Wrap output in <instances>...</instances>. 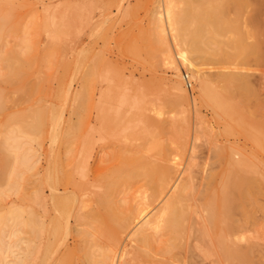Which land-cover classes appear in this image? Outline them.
I'll return each instance as SVG.
<instances>
[{
	"label": "rangeland",
	"instance_id": "obj_1",
	"mask_svg": "<svg viewBox=\"0 0 264 264\" xmlns=\"http://www.w3.org/2000/svg\"><path fill=\"white\" fill-rule=\"evenodd\" d=\"M164 5L177 16H213L220 24L264 33V0H0V159L7 147L11 162L27 159L30 176L19 191L10 189L7 179L0 181V264H215V253L205 255L194 247L205 248L208 238L196 230L201 212L190 222L193 246L181 250L179 261L169 262L170 256L161 253L167 238L162 231L142 227L147 242L141 232L135 234L134 223L127 227L146 186L118 175L122 158H160L162 148L168 150L169 142L174 148L186 135L191 148L179 155L178 173L183 178L192 167L197 203L205 199L210 181L209 187L220 185L219 174L229 168V157L217 151L232 149L252 166L260 191L256 200L264 205V51L243 62L207 54L191 66L179 56L171 35L161 39L157 19ZM233 30L225 29L221 39H230ZM168 45L173 60L162 61L161 48ZM198 69L209 78L217 101L201 96ZM222 70L246 72L254 94L227 97L213 79ZM178 79L195 105L173 100L171 87ZM121 98L127 99L125 105ZM39 108L46 112L45 123L39 129L19 128L13 118L26 111V120L33 122L31 112ZM143 109L171 125L166 130L151 125L146 134ZM82 158H88L84 169ZM55 166H61L60 177L51 184L48 176ZM251 222L245 224L251 235L256 232L255 260L264 264V211L254 209Z\"/></svg>",
	"mask_w": 264,
	"mask_h": 264
},
{
	"label": "bare ground",
	"instance_id": "obj_2",
	"mask_svg": "<svg viewBox=\"0 0 264 264\" xmlns=\"http://www.w3.org/2000/svg\"><path fill=\"white\" fill-rule=\"evenodd\" d=\"M163 11H164L163 15L159 16L157 19V26L159 27L157 29L160 32L161 39L165 41L171 35L173 41L178 47L177 50L179 51L177 52L179 53V56L183 60L189 62L191 66L196 65L195 63L197 58H202V57L204 58L207 56V54L218 55V56L220 55L223 58L226 57L238 62H243L244 60H248L252 56H258V57L261 56L262 49L264 51L263 31H255L250 28L243 30L240 26L233 27V25H229L226 23L220 24L221 19L213 16L210 17L209 16H204V17L177 16L173 14L171 6L164 5ZM231 27L234 28L233 30L234 32L232 31L233 32L232 37L228 40L221 39L224 30ZM213 42L217 43L216 48L210 46V44ZM226 45L229 46L231 50L226 49L225 48ZM161 49L163 50L161 51V53L163 52L161 55L162 61L171 58L173 60L172 49L170 48L169 45L166 49L165 48H161ZM16 56L17 55H14L15 58ZM198 73L200 75L199 85H200L201 96L204 99L213 98L215 100V98L217 97L214 98L215 94H213L212 97V92H211L212 88L209 86V78L207 77V75H204L199 69H198ZM184 76H186V74H184ZM213 76H214L213 79L216 80L218 86L220 87L219 90L220 89L221 91L225 90L224 91L225 95L227 91L228 92L227 95L228 94L230 95V97L229 95L227 96L229 98H231L232 95L237 96V94H239L240 96H242V94L245 95L248 94V96H251L255 92L251 87V81L249 79V75L244 71L222 70L217 72L216 74H213ZM110 79L111 81H114L112 77H110ZM186 86H187V82H186ZM171 89H172V93L169 90L167 91H169L171 94L174 95L173 100L177 104L186 106V105H190V103L192 102V104L195 105L194 102L195 99H192L190 102L189 93H187L186 89H184L182 81L180 79L174 81ZM251 91L253 92V94L249 95ZM2 99L3 96L2 93L0 92V113L4 108ZM112 99L109 100L111 101ZM126 100H127L126 98H121L119 103L122 104L127 103ZM220 100L222 101L223 99ZM220 100L219 102H221ZM215 101H217V99ZM222 102H224V100ZM218 104L219 103H217V106ZM224 105L225 104L223 103V106ZM126 106H130V104H127ZM221 108H223L222 104H221ZM156 109L158 108H155V110ZM185 110L186 109L184 108V111ZM111 111L114 112L113 110ZM115 111L116 113H119V110H115ZM31 113L34 114L33 122H29L28 120H26V116H27L26 111L21 113L19 112V114L13 118V119H17L16 121H20L19 128H21L24 131H26V129H29L30 127H31L30 129H39L41 125L44 124L45 121L47 120L46 112L43 108H39L38 110L32 111ZM142 116L143 119L141 120L143 121L142 122L144 129L143 131L146 134L150 133L148 129L150 130L149 127L151 125H156V127L161 128L162 130H166L169 124L171 123V121L167 122L161 119L153 120V118H151L148 115L146 109H143ZM152 128L153 127H151V129ZM144 136L146 137V135ZM184 138H183L184 141L182 143L180 142V144L176 145L174 148L172 147V143L169 142L167 144L169 149L164 150V148H162V150L159 152L162 155L160 158H148L143 154L122 158V163L120 164L117 170L118 175H120L121 178L126 182H131L134 180H143L144 185L146 186L141 190L140 198L137 204V211L132 217L129 218L127 222V227H129L132 223H134V226L132 227H136V230L134 231L135 234L137 233L139 234L141 232V236H140L141 240L147 242L150 241V238L148 234L145 232V230L142 229V227L149 226L158 232L162 231L167 236L166 238L167 240L165 239L164 242L165 244L162 245V247L160 248L161 253L165 254L166 256L167 255L170 256L169 262L170 259H172V261L174 260L179 261V259H181L180 258V254L182 252L181 250L185 249L187 251L190 246H193L192 245L193 243L192 242L190 243L189 240L190 235H192L194 231L191 225L192 223L190 224V222L192 221V219H194L193 216H195L196 213L201 212L200 218L202 219H200L201 220L199 224L200 227L196 230L201 232V234H199L200 236H202L201 238H205L206 235L208 238L207 240H205L206 242L205 248L202 244L195 245L194 246L195 248L197 247L200 250H203L205 252V255L215 253L216 255L213 254L214 257L218 256L215 259L216 262L215 264H220L221 261L222 263L224 262L223 264H257L258 260L257 261L255 260V251L258 247L257 246L258 244L255 243L256 242L255 238L257 237L255 235L256 232L254 231L255 234L251 235L252 229L250 231V227H249L247 229H249L250 234L248 233L246 234L247 229L245 223L252 221L254 209H261L264 211V205L259 204L256 200L257 195L260 191L258 190L255 184V180H254L255 176H252V174L250 173L252 166L248 164L249 162L239 159L241 157L242 158H246V157H244L245 155L243 154H242L243 156H241V153H237L238 151L235 152V150L233 151L232 149L227 151V153L225 152V150L217 151V155H221L222 153L223 155H227L229 157L227 158V160L230 159V162L227 161L228 163H230L229 168L228 169L225 168L227 170L226 172L224 171L225 174L224 172L222 174L221 173L219 174L223 177L220 176L222 180L220 181L221 182L220 185L216 184L219 185L217 186V188L216 185L215 187L213 186V188L212 186L209 187L210 185H212L214 179L210 181L211 183L210 185H208V189L206 188L207 190L205 191L207 194H204L203 192L205 199H201L203 202L205 200V202L204 203L201 202L202 204L197 203L196 202L197 197H195L197 196V194L195 195V193L198 190L196 189V184L194 181L195 176L192 172V167L191 166L188 167V169L186 170V176H184L183 178H181L180 174L178 173L182 164L180 162L179 155H181V153H183L185 150L191 148V145H189V140H188L189 138L187 137V135ZM7 140H8V136L6 138V141ZM156 143L154 142L153 145H155ZM157 145L161 146L162 144H157ZM12 146L14 147V145ZM148 146L149 147L151 146L150 143ZM158 146H154V148ZM152 147L153 146H151L150 150L152 149ZM6 150H8V148L3 146L2 157L0 159V181H3V179H7L8 182L6 180L5 181L9 184L10 189H14L17 191L21 189H25L26 183L30 179L29 174L27 175L25 174L27 172L25 171V168L27 169L28 167L27 165L29 162H27L26 158L23 157L17 158L16 161L17 165H16L14 162H11L10 159L11 157L6 153ZM87 164H88V158H82L79 167L84 169L87 167ZM226 167H228V164ZM60 169L61 166H55L51 169L50 175L48 176V181L51 184H54L59 180ZM216 178L218 182L219 177ZM199 193L202 192L200 191ZM194 199L195 201L193 202ZM237 214H241L242 217L239 218L236 217ZM14 216L16 217V215ZM28 223H30L29 225H31L32 227L35 223L34 219L31 216L29 217ZM258 228H259L258 230L261 229L260 227ZM262 228L264 233V225H262ZM131 233L133 232L131 231ZM259 233L260 236L262 237L263 236L261 235L262 229ZM199 235L198 237H200ZM244 242L247 243L244 244ZM199 253L201 254V252ZM194 255L197 256L196 254ZM122 258H124V256ZM25 259L27 261V257H25ZM121 263L119 261V264ZM129 263L130 262L124 260L123 264H129Z\"/></svg>",
	"mask_w": 264,
	"mask_h": 264
},
{
	"label": "built area",
	"instance_id": "obj_3",
	"mask_svg": "<svg viewBox=\"0 0 264 264\" xmlns=\"http://www.w3.org/2000/svg\"><path fill=\"white\" fill-rule=\"evenodd\" d=\"M185 79H186V82H187V86L189 88H191L192 87V81L189 79V75L187 73H186Z\"/></svg>",
	"mask_w": 264,
	"mask_h": 264
}]
</instances>
